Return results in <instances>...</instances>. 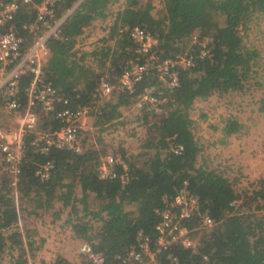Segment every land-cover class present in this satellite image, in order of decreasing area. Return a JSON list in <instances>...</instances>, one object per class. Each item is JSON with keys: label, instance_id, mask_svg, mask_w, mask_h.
<instances>
[{"label": "trees", "instance_id": "obj_1", "mask_svg": "<svg viewBox=\"0 0 264 264\" xmlns=\"http://www.w3.org/2000/svg\"><path fill=\"white\" fill-rule=\"evenodd\" d=\"M75 1L62 2L57 7L58 14ZM111 2L81 0L61 24L65 37L48 42L42 65L44 77L70 99V104L91 103V92L100 74H105L112 83L117 82L121 62L133 54L134 46L126 32L117 35L122 24L137 23L151 31L158 39L160 57L185 51L190 46L191 33L212 37V55L181 70L179 84L173 88L152 73L138 80L132 92L114 90L112 98L99 105L100 112L91 111L100 126L121 117L145 88L153 86L155 94L165 97L164 113L159 116L141 107L142 114L138 113L136 118L146 126V147L129 154L123 150L122 159L127 167L116 164L117 176H98L99 151L86 142L87 131L82 132L85 144L81 152L51 148L41 154L29 147L20 163L17 197L8 174L1 172L0 264H4L5 253L9 255L7 264H28L27 255H32L37 245L25 225L19 227V221L26 211L48 210L57 201L63 206L70 205L74 217L69 222L76 237L89 241L94 250L102 251L108 264H121V258L116 256L126 253L136 241L138 230L155 235L154 226L159 217L156 209L163 206V196L174 195L184 180L199 196L201 209H208L216 222L200 231L196 251L174 243L172 252L184 264H264V179L237 189L233 179L197 164L202 145L193 132L194 121L189 113L196 97L213 92H243L254 83L252 68L257 52L245 44L241 28L253 14L264 12V0H161V17L150 0H125L111 17L108 36L103 38L114 39V44L92 52L102 62L100 71H92L78 64L79 58L69 57L74 55L76 37L93 25L94 20L106 17ZM21 16L17 30L29 39L22 28L28 15ZM80 58H84L83 54ZM28 78L23 77L21 84H26ZM260 107H264V98ZM59 125L60 121L50 113L41 117L42 129ZM241 127L235 116H229L221 128L223 133L230 134ZM174 143L182 144L181 152L170 149ZM46 159L52 161L53 167L49 178L41 180L35 170ZM123 173L124 182L120 177ZM233 200H239L236 206L231 204ZM96 222L99 224L94 225ZM159 259L160 264H167L164 252ZM54 264L73 263L58 257Z\"/></svg>", "mask_w": 264, "mask_h": 264}, {"label": "built area", "instance_id": "obj_2", "mask_svg": "<svg viewBox=\"0 0 264 264\" xmlns=\"http://www.w3.org/2000/svg\"><path fill=\"white\" fill-rule=\"evenodd\" d=\"M64 1L0 0V111L6 117L3 116L5 123L0 119V171L8 174L15 197L20 163L29 147L41 154L48 153L51 148L81 152L85 144L82 132L90 127L87 123L88 117H93L91 111L100 112L99 105L111 99L114 90L132 92L138 80L152 73L173 88L179 84L181 70L212 55V37L191 33L190 46L185 51L160 57L158 39L151 31L137 23L122 24L117 35L126 32L134 46L133 54L121 62L117 82L112 83L105 74H100L91 92L92 102L70 104V99L45 79L42 70L48 42L65 37L61 24L81 0H76L69 9L58 14L57 7ZM25 14L29 19L22 22V28L29 34V39L17 30V21ZM25 76L29 78L22 85L21 80ZM153 88H145L136 102L146 110L159 113L164 109L165 97L155 94ZM49 113L60 121V125L42 129L41 117ZM10 119L16 120L15 125H9ZM170 149L179 153L183 146L174 143ZM118 163L127 167L119 154L110 160L101 159L98 176H117L115 165ZM52 167V161L46 159L38 163L35 174L45 180L49 178ZM120 177L123 182L126 180L124 173ZM162 201L163 206L156 209L159 217L154 226L155 235L152 237L138 230L136 241L126 253L122 257L116 256L121 258V264H160L159 256L163 252L167 264H184L172 252L171 245L179 243L196 251L200 231L216 222L208 209H201L199 196L189 189L187 180L174 195H164ZM237 203L238 200L231 202L235 206ZM78 251L84 264H108L105 254L94 250L87 240L82 239Z\"/></svg>", "mask_w": 264, "mask_h": 264}, {"label": "rangeland", "instance_id": "obj_3", "mask_svg": "<svg viewBox=\"0 0 264 264\" xmlns=\"http://www.w3.org/2000/svg\"><path fill=\"white\" fill-rule=\"evenodd\" d=\"M142 1L145 2V0ZM152 1L155 2L154 11L159 17H161L163 14L161 1ZM123 2V0H112V2L108 5V15L104 18H97L96 20H94L93 25L88 26L80 35L76 37L78 42H76L73 46L74 55L70 56L69 59L73 60L74 58H79L77 59L79 61L78 64H81L84 68L92 71H100L102 69H100V66L102 65L100 56L92 52L94 50H100L102 46H113L114 39L104 40L103 38H107L109 24L112 20L111 17L113 16L114 12L121 7ZM241 33L243 35L245 44L249 47H252L257 52L255 58L256 63L252 68V80L254 83L251 85L250 89H248L246 92L222 93L217 95V97L212 98V100H200L199 102H195L198 103L195 106L192 105V102L189 108V113L192 117L195 118V123H193L195 136L199 140L207 139L208 144H218L220 140H223L213 148L216 149L215 152L220 150V153H222L223 149H225V154H229L228 156L224 155L222 159L216 158L215 160L217 162H215V160H213L214 162L211 160L206 162L204 157H206L207 159L209 157L208 153L205 156L199 157L198 162L203 163V165L207 168H214L219 172H223L233 180H235L234 178H236L237 181L235 182V187L237 189H242V187L246 185L252 186L251 184L256 183L260 178H262H257L256 182L251 181L249 172L245 171V169L243 168L244 165L240 161L241 157L247 158L244 154L243 149L238 148L235 151V149L232 150V148L234 146V143L242 137H244V141H251L250 143H244L245 145L256 144L257 148H262L264 146V139L262 138L264 137V135L261 136L262 134H264V109H260L262 99L264 98V12L253 14L246 25L241 28ZM79 54L80 56L81 54H83L84 58L81 59ZM69 62L70 61L68 60L67 64ZM107 65L108 60L104 64L105 69ZM139 108L141 109V107ZM138 109L137 107H133L128 112V114H134V112L138 113ZM152 112L155 113L156 116H159L160 114L164 113V109L159 113H156L154 111ZM3 116L5 117L4 113L0 111V119L3 120ZM229 116H235L242 123L241 129L235 132L237 134H242L241 136L234 138L235 140L226 139L224 135L222 136L223 139H220V129L218 128V126L223 125V120ZM7 118L9 119V117ZM12 120L10 119L11 123H9V125H15L16 120ZM90 120L91 123L93 122L90 127L93 132L88 129L90 131L89 134L86 135V142L92 144V142L95 140L96 144H98V146L103 151L104 149H106L107 152H111V156L119 154L122 157V148H125L126 146L127 149L129 148L127 141H125L122 137L121 126H126V129L130 130V132L132 131V128L136 132H139L141 130L140 133L135 136L134 141H136L135 144L138 142V145L142 147L136 149V146H133V151H140V149H142L144 146L146 147V142L144 140L146 136L144 137L143 135L144 130L146 131V126H144V124L142 125L134 120V122L130 123L131 125L127 123L126 125L115 123L116 126H113L111 123H109L111 121H107L105 122V124L99 126L94 121V117H91ZM3 122L5 123L6 121L3 120ZM87 124H89V122ZM119 128H121V131ZM117 129L120 131V134L117 133ZM126 129L124 128V130ZM136 137H138V140H136ZM232 137H234V135ZM205 142L206 141H203L202 144H205ZM250 153L253 154L252 151H250ZM248 155L250 154L248 153ZM21 226L23 227V225H19L20 228ZM77 253L79 254V251L75 252L76 256ZM3 256L4 257H2V260L4 264H7L9 255L5 253ZM77 257L80 259L79 256ZM33 263L34 262H32L31 264Z\"/></svg>", "mask_w": 264, "mask_h": 264}, {"label": "crops", "instance_id": "obj_4", "mask_svg": "<svg viewBox=\"0 0 264 264\" xmlns=\"http://www.w3.org/2000/svg\"><path fill=\"white\" fill-rule=\"evenodd\" d=\"M123 1H125V0H123ZM150 1H152V0H150ZM152 3L155 5L154 1H152ZM100 20H102V19H100ZM104 20H106V19H104ZM246 91H243V92H246ZM228 92L229 93H233V92L236 93V92H242V91H228ZM217 95H219L218 92H213V93H211L205 97H196L193 100L192 105L193 106L197 105L198 103H195V102H199L200 100H205V101L206 100H212V98L217 97ZM133 107H137V109H138L140 106L137 102L127 106V108L124 110L123 115L121 117H118L117 119H114L109 123H111L113 126H116V124H118V123L119 124L120 123L125 124V125H126V123L130 124L131 122H134V120L137 123H139L138 118H136V117H137L139 111L141 110L140 108L137 111L138 113L134 112V114H131V113L128 114V112ZM260 109L263 110L264 107L263 108L260 107ZM190 116H191V114H190ZM191 118L193 119V121L195 123V120H194L195 118L192 116H191ZM90 119H91V116L88 117V122H89L88 125H90V127H91L93 122L91 123ZM140 124H142V123H140ZM90 127H89V129H90ZM121 127H122V131H121V128H119V129L121 131L122 137L125 141H127L128 145H129V148H128L129 150L126 148L127 147L126 146L125 148L124 147L122 148V151L124 149V151L127 154L138 152L139 150L133 151V146L134 147L136 146L135 147L136 149L141 148L142 146H139L138 142L135 144L136 141H134V138L137 134L140 133L141 130L139 132H136L132 128L131 129L132 131L130 132V130L126 129L127 128L126 126H121ZM221 127H222V125L218 126V128L220 129V133H219V135L221 136L220 139H223L222 138L223 135L225 136L226 139L230 140V139H234L236 137H239L242 134V133L237 134L235 132L230 133V134H225V133H223ZM124 128L126 130H124ZM90 130H87L88 134H89ZM116 131L118 134H120V131L118 129ZM91 132H93V130H91ZM193 132H194V130H193ZM143 135H144V137L146 136L145 130L143 132ZM233 135H234V137H232ZM263 135L264 134H262L261 136H263ZM243 138L244 137L240 138L239 140H237L234 143L232 150L235 149V151H236V149H238V148L243 149L244 154L246 155L247 158L241 157L240 161L244 165L243 168L245 169V171L249 172V174H250L249 177H250L251 181L256 182L257 178H260V177H262L264 179V146L262 148H257L256 144H251L252 146L251 145H245L244 143H246V142L250 143L251 141H244ZM262 138L264 139V137H262ZM136 140H138V137H136ZM198 141L202 145V149L197 156V164H203V163H199L198 159H199V157L205 156L208 153H209V155H208L209 157L207 159H206V157H204L206 162H208L210 160L213 161L216 158L222 159V157L224 155H227V156L229 155V154H225V149H223L222 153H220V150L215 152L216 149L213 148L214 146L218 145L220 141H223V140H220L219 142L216 141V142H218V144L217 143L216 144H208L207 139H201V140L198 139ZM203 141H206L207 143L205 142V144H202ZM91 146L99 151L98 154H99L100 160L101 159L110 160L113 157V155L111 156V152H107L106 149H104V151H103L98 146V144H96L95 140L92 142ZM253 149H255V150H253ZM250 151H252L253 154L250 153ZM248 153L250 155H248ZM244 154H243V156H244ZM202 160H204V159H202ZM215 162H217V161L215 160ZM221 173L224 174L223 172H221ZM262 178H260L259 180H261ZM234 179H235L234 181L236 182L237 179L236 178H234ZM259 180L257 182H259ZM79 208H81V207H79ZM80 210H79V212H82ZM23 216L24 217H22V219H21V221H19V223H20V225H23V227L25 225V227L29 230L30 237L33 240H35V244L37 245V248L33 251V254L28 255V264H31L32 262H34L33 264H54V260L56 259V257H61L64 260H67L68 262L73 263V264H82V261H83L82 256L77 253V256L80 257V259H79L75 255V252L76 251L78 252V247H79L82 239L79 237H76V235L72 229V226L69 222V219L74 217V215L71 213L70 205L63 206V204L60 201H57L54 203L53 208L51 207L48 210L37 209L36 211L35 210H28L25 213H23ZM98 224H99V222L94 223V225H98ZM23 227L21 226V229Z\"/></svg>", "mask_w": 264, "mask_h": 264}]
</instances>
